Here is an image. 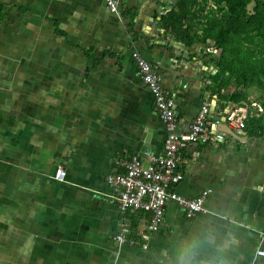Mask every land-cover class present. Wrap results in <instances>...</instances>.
Here are the masks:
<instances>
[{
  "label": "crops",
  "instance_id": "crops-1",
  "mask_svg": "<svg viewBox=\"0 0 264 264\" xmlns=\"http://www.w3.org/2000/svg\"><path fill=\"white\" fill-rule=\"evenodd\" d=\"M171 1L111 12L103 0H0V264H179L184 249L192 264H264V136L187 144L171 189L210 190L205 211L189 218L172 200L155 231L107 182L119 162L160 155L167 134L133 52L157 66L177 131L204 100L234 105L210 88L221 50L164 25Z\"/></svg>",
  "mask_w": 264,
  "mask_h": 264
},
{
  "label": "built area",
  "instance_id": "built-area-1",
  "mask_svg": "<svg viewBox=\"0 0 264 264\" xmlns=\"http://www.w3.org/2000/svg\"><path fill=\"white\" fill-rule=\"evenodd\" d=\"M103 2L107 10L117 11V0ZM132 56L137 66V76L152 93L155 110L164 121L167 134L162 153L148 156V164L133 155L119 162L124 168L123 171L108 174L106 179L117 190L120 211L143 210L150 213L148 228L155 231L162 223L168 203L172 200L189 218L205 211L204 202L210 190H203L193 198H186L171 189V186L177 185L183 179V173L178 170V164L183 159V148L197 141L216 144L237 139L246 134L247 119L259 116L263 108L251 98L248 102L233 105L222 113L213 108L211 101L204 100L188 127L184 131H177L174 97L163 87L157 66L144 59L139 52H133ZM215 96L216 94L213 95ZM224 125L231 132L225 131L222 127ZM64 176L65 171L57 169L55 177L62 180ZM115 238L120 242L124 239L122 234ZM262 239L264 241V233ZM142 246L145 248L147 244ZM256 254L264 256V248L257 249Z\"/></svg>",
  "mask_w": 264,
  "mask_h": 264
},
{
  "label": "trees",
  "instance_id": "trees-1",
  "mask_svg": "<svg viewBox=\"0 0 264 264\" xmlns=\"http://www.w3.org/2000/svg\"><path fill=\"white\" fill-rule=\"evenodd\" d=\"M176 0L163 14L164 25L186 45L211 43L220 49L212 60L220 68L210 74L212 92L237 105L251 97L263 106L258 117H249L247 131L264 136V0Z\"/></svg>",
  "mask_w": 264,
  "mask_h": 264
},
{
  "label": "clouds",
  "instance_id": "clouds-1",
  "mask_svg": "<svg viewBox=\"0 0 264 264\" xmlns=\"http://www.w3.org/2000/svg\"><path fill=\"white\" fill-rule=\"evenodd\" d=\"M263 113V112H262ZM261 113V114H262ZM260 116V115H259ZM258 117V116H253ZM194 252H191L189 249H184L181 252V255L179 257V264H192V256L194 255Z\"/></svg>",
  "mask_w": 264,
  "mask_h": 264
},
{
  "label": "water",
  "instance_id": "water-1",
  "mask_svg": "<svg viewBox=\"0 0 264 264\" xmlns=\"http://www.w3.org/2000/svg\"><path fill=\"white\" fill-rule=\"evenodd\" d=\"M176 0H172L170 3H174ZM256 5V0H250V2L247 4V11L250 12V13H253L254 12V7ZM223 129L227 132H231V130L229 128H227L225 125L222 126ZM236 136V135H235ZM242 136V137H240ZM239 137H237V139L241 140L243 139L244 142H246L247 138H246V134H243V135H240Z\"/></svg>",
  "mask_w": 264,
  "mask_h": 264
}]
</instances>
